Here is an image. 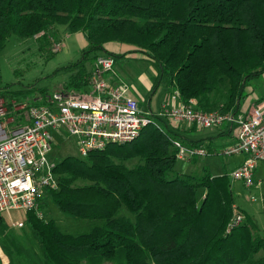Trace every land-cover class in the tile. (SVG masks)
<instances>
[{
    "label": "trees",
    "instance_id": "obj_1",
    "mask_svg": "<svg viewBox=\"0 0 264 264\" xmlns=\"http://www.w3.org/2000/svg\"><path fill=\"white\" fill-rule=\"evenodd\" d=\"M56 26L82 32L87 42L76 61L60 68L72 70L66 89L87 86L85 63L109 53L108 43L153 60L160 82L205 111L236 112L248 83L264 74V0H0V53L11 35L36 36L48 57L57 35L47 34ZM225 81L226 96L218 87ZM6 87L0 96L10 107L34 96L31 88ZM157 122L129 143L55 163L57 187L45 189L41 200L64 218L89 222L87 228L62 231L37 214L42 202L25 212L33 241L26 246L0 215V249L9 264H264V234L235 205L227 172L212 176L203 168L196 181L178 172L170 139L202 141L184 138L163 118ZM135 158L137 164L125 165ZM78 179L87 183L75 185ZM234 205L244 220L227 231Z\"/></svg>",
    "mask_w": 264,
    "mask_h": 264
},
{
    "label": "built area",
    "instance_id": "obj_2",
    "mask_svg": "<svg viewBox=\"0 0 264 264\" xmlns=\"http://www.w3.org/2000/svg\"><path fill=\"white\" fill-rule=\"evenodd\" d=\"M54 45L53 50L57 51L59 43ZM114 63L111 54L97 55L83 90L63 86L54 89L44 99H38L40 104L29 106L26 123L11 125L13 118H6L8 111L0 99V215L13 210H37L45 189L57 187L55 163L48 160L54 148L55 131L72 137L76 155L86 157L109 145L133 141L149 124L159 127L158 117L174 128L187 123L197 129L231 131L233 140L220 150H210L208 142L192 145L175 137L170 141L180 161H191L211 152L241 155L242 162L227 173L230 183L241 181L246 187L260 184L263 179L255 181V171L259 164L264 166V97L246 112L205 111L192 98L185 102L179 90L173 89L157 112L142 110L129 94L127 82L108 81ZM39 211L37 214L41 216ZM243 220V214L234 205L227 231ZM22 224V221L14 223L17 227Z\"/></svg>",
    "mask_w": 264,
    "mask_h": 264
},
{
    "label": "rangeland",
    "instance_id": "obj_3",
    "mask_svg": "<svg viewBox=\"0 0 264 264\" xmlns=\"http://www.w3.org/2000/svg\"><path fill=\"white\" fill-rule=\"evenodd\" d=\"M56 27L58 28L50 30L47 34L53 35L55 33V35H57L50 37V41L52 42L50 49L52 52H50L48 57L38 48L36 36L33 38L18 39L14 35H11L6 40L5 47L0 53V86L4 87L7 85L4 89L9 91L31 88L34 94L32 99L26 98L23 102H12L11 107L8 106L7 101L0 96V99L3 100V103L8 111L6 118H13L11 125L26 123L29 119V106L40 102L41 99H44L41 96V92H45L43 94L50 93L54 89L56 90L63 85V82L58 83L62 81L64 76H66V73H64L66 70L60 69L62 65L66 64L70 60L76 61L80 57V44L76 37L73 38V36H70L69 33H65L63 28H61L63 26ZM56 37L59 39L58 43H60L57 51L53 50L55 46L54 44H56L54 42L57 41L55 40ZM262 80H264V76L249 82L247 87L249 88L250 86L251 90H258L262 92ZM160 87L164 88V82L160 84ZM218 87L226 96L228 82L225 81ZM212 97L213 94H210V98ZM39 98H41L40 101L38 100ZM222 102L224 101L221 100L220 103ZM140 109L148 110L145 102L141 101ZM213 109L215 110L217 107H214ZM214 129L218 128L202 129L199 134L208 132L211 133ZM54 136V148L52 153L49 155L48 160L58 163L66 156L76 155L74 139L72 137L67 136L62 131H55ZM226 142V137L216 138V140H213L212 144L208 147L220 150ZM234 156L237 157V155L227 156L223 154H213L211 152L207 156L197 158V162L196 160H192V162L177 160L175 168L182 172H187L191 175V177H193L194 181H196L197 178H200L203 174L202 168L210 173H223L232 170L237 166L238 162L236 160L237 158H234ZM138 162L139 160L135 158L126 161L125 165L133 166ZM57 177L58 176L55 175V179H57ZM85 183H87L86 180L78 179L74 184L83 185ZM233 184L230 185L235 195V201L237 199V202L241 206L239 208H242V210L255 221L258 227L260 226V232L264 234V178L259 185L254 184L251 187L244 186L241 181H235ZM251 197L254 199L252 200ZM42 202L43 201L41 200V203ZM43 203L45 205L44 208H41L39 211L40 215L46 220L54 219L62 231L73 232L83 230L88 227L89 222L87 221L83 222L64 218L63 214L56 206L51 204L49 200H46ZM1 215L5 218L9 229L19 238L20 241H22L26 246L33 244L25 226L24 211L13 210L10 214ZM19 221H22V226H15L14 223ZM0 256L3 264H9L7 256L1 249Z\"/></svg>",
    "mask_w": 264,
    "mask_h": 264
},
{
    "label": "crops",
    "instance_id": "obj_4",
    "mask_svg": "<svg viewBox=\"0 0 264 264\" xmlns=\"http://www.w3.org/2000/svg\"><path fill=\"white\" fill-rule=\"evenodd\" d=\"M65 33H68V32H65ZM69 34L70 36H73V38L76 37V39L79 41V44H80L79 54H80L81 51L85 49L87 46V42L84 38V34L82 32H74V33H69ZM105 48L107 52L113 53L115 55L125 54L124 56L120 55V57L114 58L115 63H114L113 74L107 75L108 81L114 82L117 80H124L129 85V94L138 101V104L140 107H141V101H142L146 103V107L149 111L157 112L161 104L172 93V89H170L169 86H167L165 83H164V88L160 87V84L163 83V81L161 82L159 81L160 71H159L157 64L153 60L149 59L148 57H146L144 54L140 52H130L132 51V46H129V45L119 44V43H108L106 44ZM109 53H106V54H109ZM74 61L75 60H70L66 64H63L62 66H67L68 64ZM92 65H93V62L85 63V66L88 69V71L90 70ZM64 70H66L64 71V73H66V76H64L62 81L58 83H61V82L64 83V81L66 82L72 73V70L70 69H64ZM263 76L264 75L262 74L258 78H261ZM262 86H263L262 92L258 90L253 91L251 90L250 86L249 88L246 87L244 90L245 97L240 101L239 107L237 108L236 112H246L251 107V105L255 104L259 99L263 98L264 97V80H262ZM175 129L184 138L190 139V140L201 139L202 141L201 143L212 142L213 140H216V138H225V137L227 140L226 143H229L233 140L232 132L226 129H221V128L214 129V131H212L211 133L208 132L204 134H199L202 131V129H197L194 126H191L187 123H181L179 126H176ZM222 133H227V136H222L221 135ZM234 158H237L236 159L238 161L237 166L243 160V156L241 155H237V157L234 156ZM189 162H192V160ZM177 171L182 172L180 170H177ZM229 171H227V173ZM182 173H187V172H182ZM210 174L212 176H218V175H221L222 173L215 172V173H210ZM263 178H264V166L262 164H259L255 171V181H257L258 179H263ZM251 199L253 200L254 198L251 197ZM235 205L238 206V208L241 207L239 203L237 202V199L235 201ZM239 209H242V208H239Z\"/></svg>",
    "mask_w": 264,
    "mask_h": 264
}]
</instances>
